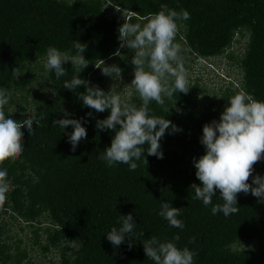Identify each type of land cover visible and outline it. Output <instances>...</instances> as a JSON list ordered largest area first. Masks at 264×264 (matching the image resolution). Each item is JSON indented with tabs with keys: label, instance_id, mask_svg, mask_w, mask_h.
<instances>
[{
	"label": "trees",
	"instance_id": "trees-1",
	"mask_svg": "<svg viewBox=\"0 0 264 264\" xmlns=\"http://www.w3.org/2000/svg\"><path fill=\"white\" fill-rule=\"evenodd\" d=\"M162 5L190 12L191 18L180 24L176 38L187 50L183 55L213 58L214 79L219 73L226 78H220L213 97L189 82L187 94L165 98L163 106L150 103L151 114L165 116L182 129L166 131L160 141L162 159L149 155L148 164L138 161L135 171L127 164L106 166L99 155L110 146L114 132L101 131L95 123L110 111L97 113L82 107L77 95L85 90L83 85L73 91L63 86L76 73L71 61L65 64L66 76L57 79L54 72L46 73V50L54 46L74 54L73 41L87 43L84 56L90 62L79 75L108 92L95 64L101 65L102 59L105 64L120 62L122 75L127 73L126 59L132 50L125 47L120 49L121 56L111 55L119 47V26L129 18L143 25ZM33 61L56 95L50 91L45 99L35 100L32 111L44 119L33 123L32 135L22 128L23 153L0 164L11 178L0 206V264H38L30 260L26 242H7L11 237L7 233L16 225L28 232L25 235H32L30 241L40 246L49 264H59L55 257H60V264H154L142 243L153 235L162 241L179 235L175 243L196 253L194 264H264V202L241 192L237 214L213 215L212 205L195 200L190 187L200 183L193 158L205 151L199 139L203 125L218 120L228 98L240 91L264 101V0H0V89L7 91L10 104L16 103V93L24 94L32 85ZM232 78L238 85L234 86ZM129 102L141 104L136 93ZM61 107L72 118L93 113L86 117L87 138L74 152L67 139L72 126L62 132L52 124L53 119L63 117ZM9 109L7 104L2 110L7 114ZM23 111L27 108H17L13 118L24 119L32 112L22 116ZM163 201L181 207L178 218L183 229L170 227L157 214ZM216 203H223L218 191L213 197ZM130 212L137 221L132 241L125 238L114 249L106 233L120 226L121 214ZM42 216L49 222L42 224Z\"/></svg>",
	"mask_w": 264,
	"mask_h": 264
},
{
	"label": "clouds",
	"instance_id": "clouds-1",
	"mask_svg": "<svg viewBox=\"0 0 264 264\" xmlns=\"http://www.w3.org/2000/svg\"><path fill=\"white\" fill-rule=\"evenodd\" d=\"M190 18V12L186 9L178 12L162 5L161 11L150 14L143 25L132 23L129 18L119 26V47L111 55L121 56L120 49L125 47L132 50L134 75L130 84L141 101L139 106L129 102L133 91H129L127 97L122 98L111 90L105 92L98 85H91L79 75L90 62L84 56L87 43L73 41L74 54L71 50L62 52L54 46L47 48L46 61L43 64L45 72H54L55 77L59 79L67 75L65 64L71 61L76 73L70 81H65L63 86L73 91L83 85L85 90L77 95L82 101V107L94 109L97 113L110 111L106 118L96 119L95 123L96 128L101 131L114 132L110 146L99 155V159L104 161L106 166L127 164L130 171H135L138 161L143 159V162L148 164L149 155L162 159L160 141L166 131L171 134L182 130L165 116L151 114L149 105L155 101L163 106L165 98L171 99L177 93L187 94L191 87L183 66V53L187 50L176 42L180 24ZM191 56L192 65L204 66L193 84H197L201 89H207L205 86L208 84H212L213 88L220 86V78L226 77L219 73L218 78L214 79L213 58ZM95 66L112 80H122L123 69L119 65H107L102 59V64ZM234 80L236 79L232 78V81ZM228 82V79L225 80V83ZM236 83L238 85L239 82L236 80L234 86ZM44 91H51L56 95L54 88ZM8 103L9 94L0 89V164L9 158L20 157L23 153L25 145L22 128L26 127L29 135H32L33 123L38 124L39 120L44 119L43 115L37 116L36 110L28 114L27 118H13L14 112L11 109L7 114L2 110ZM60 111L63 112V117L53 119L52 124L59 126L62 132H65L69 125L72 126V131L67 132V139L71 151L74 152L80 141L87 138L86 117H91L93 113L89 111L85 117L72 118L67 109L61 107ZM166 111L168 113L170 109ZM199 139L205 151L199 158H193L195 175L200 181L199 184L193 183L190 186L194 189L195 200L201 201L205 206L212 205L213 215L222 213L225 217L239 212L238 194L241 192H250L260 202H264V175L253 174L254 164L264 159V101H258L244 91L229 97L219 119H213L203 125ZM10 179L7 169L0 168V206L7 198ZM217 191L222 204H213ZM157 214L164 218L170 227H185L183 221L178 218L181 215V207H174L171 202L163 201ZM136 223L132 212L120 215V226H113L106 233V239L114 249L124 243L125 238L132 241ZM179 239L180 236L175 235L173 240L162 241L153 235L150 239L143 240L146 257L154 264H194L196 253L188 247H178L175 241ZM131 247L130 242L129 248Z\"/></svg>",
	"mask_w": 264,
	"mask_h": 264
},
{
	"label": "rangeland",
	"instance_id": "rangeland-1",
	"mask_svg": "<svg viewBox=\"0 0 264 264\" xmlns=\"http://www.w3.org/2000/svg\"><path fill=\"white\" fill-rule=\"evenodd\" d=\"M234 52L235 51H233V53ZM234 54H237V53L235 52ZM132 55H133V53H132ZM131 58H132V56L129 59H126V62H128V63L125 65H130V67H129V70L127 71V73L122 75V80H112L110 77L101 74V75H103V77L106 80L105 85H107V87L113 93L119 94L122 98L127 97V93L129 91H133V95L135 93L134 90H132V86L130 84L131 80L133 79V75H134V65H132V63H131ZM190 58H193V57L191 55H183V66H184L186 74L188 75L187 76L188 81L194 83L195 80L197 78H199L200 69L204 68V66H200L199 64L192 65ZM33 62L34 63H32V67L35 70V75H33L32 85L27 86L28 91L25 92L24 94H20V93L15 94L16 103L10 104V101L8 103L9 107L11 108V110L13 112L17 111V108H19V107H25V108H27V111H29V110L32 111L36 99L43 100L46 97H48V95H49L50 91H44V89H49V87L47 86V84L44 80L45 78L40 77V73L35 69V65L37 63L35 61H33ZM113 63H116V62H111V63H108L107 65H111ZM116 64L122 68V63L118 62ZM205 87H207L206 93L208 94V98L213 97L214 92H216V91L212 92V90L217 88V87L213 88L212 84H208ZM202 100H203V98H202ZM27 111H23L22 113H24V114L22 116L26 115L27 113H25V112H27ZM253 167L255 170L253 173L254 175L255 174L264 175V159H262L261 161H258L256 164H254ZM40 221L42 222V224L43 223L46 224L49 222V220L47 218H45L44 216L41 217ZM19 227L20 226H18V225L14 226V227H12V230L7 233L11 236L9 239H7L8 240L7 242L8 243H16V242H18V240H20L19 244L22 242V245H24V242H26V244L28 246H25V248L30 252V260H32L33 262H36L38 264H49V262H50L49 257H42L43 254H42V250H41L40 246L37 244H34L33 242L30 241V237L32 235H29V236L25 235L28 232L25 231L23 233L22 231H19L18 230ZM22 236H23V239H19V238H22ZM51 253L54 255L53 250H51ZM59 259H60V257H58V258L55 257L54 260H57V263L60 264V261H58Z\"/></svg>",
	"mask_w": 264,
	"mask_h": 264
}]
</instances>
